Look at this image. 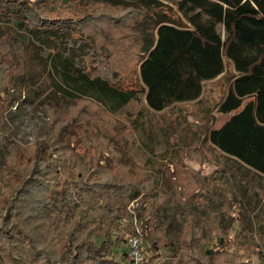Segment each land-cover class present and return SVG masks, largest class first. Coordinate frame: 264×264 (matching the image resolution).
Returning a JSON list of instances; mask_svg holds the SVG:
<instances>
[{"label": "rangeland", "instance_id": "rangeland-1", "mask_svg": "<svg viewBox=\"0 0 264 264\" xmlns=\"http://www.w3.org/2000/svg\"><path fill=\"white\" fill-rule=\"evenodd\" d=\"M38 2L49 8V14L55 18L79 20L78 27L88 36L85 43L88 55L80 57L83 49L75 60L76 67L88 70L91 75H100L120 89L138 91L141 88L140 38L135 26L147 16L143 10L138 12L88 0ZM167 3L163 1V10H167L166 5L172 7V11H165L167 15L180 16L174 4ZM7 24L0 20V35L10 30L17 39H23L16 26ZM217 31L225 37L221 26ZM20 56H23L21 51ZM59 60L42 46H28L27 78L21 79L23 72L20 71L13 76L15 80L8 86L12 102L0 113V222L9 202L16 197L12 213L30 231L35 246L31 247L19 236L11 241L0 237V264H43L45 255L54 253L62 241L65 226L83 207L73 189L76 174L82 171L84 176L91 174L88 171L94 167V162L90 163L91 154L111 150L114 159L120 158L121 149L133 169L129 180L144 183L136 198L115 201L119 211L113 210L112 215L120 217L122 228H135L139 217L154 216L157 230L172 238L185 226L195 225L205 243L204 249L211 247L214 236L228 238L229 244L218 256V263L225 259L230 264H264V176L214 151L206 143L202 128L203 122L211 117L214 127L223 122L216 110L226 93L229 73L204 82L198 100L175 103L158 112L149 109L141 95L114 113L87 98L65 104L58 112L66 117L65 121L79 119L75 153L52 154V161L57 160V169H50L40 177L39 183L16 194L24 178L23 170L32 166L31 145L48 129L53 114L47 107V99L52 96L54 84L63 83ZM226 69L229 71V66ZM8 82L5 78L3 84ZM84 150L89 154L85 155ZM111 172L125 176L126 169L117 163ZM60 182H65L69 197L66 202H59L53 197L56 194L52 196L48 191L49 185L57 191ZM227 195L237 205L242 204V211L237 205L228 204ZM190 196H193L194 209L182 202V198ZM240 212L247 226L251 221V227L241 232L235 223L227 230L231 218L235 219ZM178 255L172 257L163 248L144 255L139 249L133 250L130 240L126 248L115 250L110 264L114 260L122 264H176Z\"/></svg>", "mask_w": 264, "mask_h": 264}, {"label": "trees", "instance_id": "trees-1", "mask_svg": "<svg viewBox=\"0 0 264 264\" xmlns=\"http://www.w3.org/2000/svg\"><path fill=\"white\" fill-rule=\"evenodd\" d=\"M88 1L143 10L147 15L135 26L141 56L138 91L117 88L108 79L76 67L75 60L83 49L80 57L88 55L85 45L88 36L78 27L79 20L55 18L38 0H0L1 22L11 23L23 34L20 40L10 30L0 35V94L5 95L0 97V113L12 102L8 86L15 80L13 76L23 72L21 79L27 78L28 46L39 45L56 54L63 79V83L54 84L52 96L47 99V107L53 114L48 129L31 145L32 166L23 170L24 178L16 194L39 183L50 169H57L52 154L75 153L79 119L65 121L66 117L58 113L65 104L87 98L114 113L141 95L147 107L158 112L175 103L198 100L203 83L225 73H229V84L216 110L223 122L217 127L212 117L203 122L205 141L214 151L264 176V0ZM163 1L173 3L180 16H168L165 11H172V7L166 5L167 10H163ZM219 26L225 31L224 38L217 31ZM5 78L7 84H3ZM110 141L117 147L113 138ZM123 151L119 150L120 158L114 159L111 150L93 153L90 163L94 162V167L88 170L91 174L84 176V171L76 174L73 189L83 207L65 226L62 241L54 253L45 255L43 264H110L115 250L126 248L135 238L141 254L163 248L172 257L179 254L176 264H230L225 259L217 262L229 244L228 238L214 236L211 247L204 249L205 243L195 225L185 226L172 238L157 230L154 216L139 217L135 228L120 226V217L112 215L113 210L119 211L115 201H131L144 186L143 182L129 180L133 169L124 159ZM83 153L89 154L85 150ZM117 163L126 169L125 176L111 172ZM58 187L55 191L49 185L48 191L52 196L56 194L53 197L59 202L68 201L65 182ZM191 199L193 196L182 198V202L194 209ZM16 200L14 197L9 202L1 217L0 237L11 241L19 236L35 248L30 231L12 213ZM227 201L231 206L237 205L228 195ZM237 206L242 211V204ZM244 221L240 212L235 219L231 218L227 230L237 223L239 231L244 232L252 225L251 221L248 226ZM118 263L122 264L114 260V264Z\"/></svg>", "mask_w": 264, "mask_h": 264}, {"label": "built area", "instance_id": "built-area-1", "mask_svg": "<svg viewBox=\"0 0 264 264\" xmlns=\"http://www.w3.org/2000/svg\"><path fill=\"white\" fill-rule=\"evenodd\" d=\"M137 243H138V242H137L136 239H133V240H132V248H133L134 251H136V249H137Z\"/></svg>", "mask_w": 264, "mask_h": 264}, {"label": "crops", "instance_id": "crops-1", "mask_svg": "<svg viewBox=\"0 0 264 264\" xmlns=\"http://www.w3.org/2000/svg\"><path fill=\"white\" fill-rule=\"evenodd\" d=\"M221 76H222V75H219V76H218V77H216V78H219V77H221ZM216 78H215V79H216ZM215 79H212V80H210V81H213V80H215Z\"/></svg>", "mask_w": 264, "mask_h": 264}]
</instances>
